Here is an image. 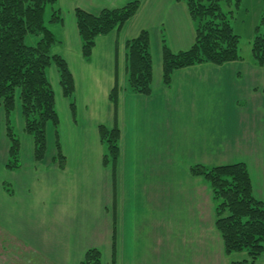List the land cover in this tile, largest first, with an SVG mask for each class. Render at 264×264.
<instances>
[{
  "label": "crops",
  "instance_id": "obj_1",
  "mask_svg": "<svg viewBox=\"0 0 264 264\" xmlns=\"http://www.w3.org/2000/svg\"><path fill=\"white\" fill-rule=\"evenodd\" d=\"M130 1L58 0L52 6L47 28L59 41L52 51L66 60L75 81L74 117L56 67L49 70L65 168L55 161L53 126L47 128L45 158L35 160L19 104L13 119L22 165L7 170L9 141L0 102V229L49 264H81L96 248L110 250L112 258L114 221L119 264L121 259L125 264H226L211 189L190 167L245 162L254 195L264 200V68L240 48V61L177 70L166 87L162 41L174 53L189 50L195 41L187 8L175 0H142L136 16L99 37L85 61L75 10L98 14ZM55 12L61 20L52 21ZM144 30L153 58L149 96L130 91L125 68L126 43ZM116 85L117 107L110 100ZM100 125L121 130L114 173L103 165ZM103 258L102 253V264Z\"/></svg>",
  "mask_w": 264,
  "mask_h": 264
},
{
  "label": "trees",
  "instance_id": "obj_2",
  "mask_svg": "<svg viewBox=\"0 0 264 264\" xmlns=\"http://www.w3.org/2000/svg\"><path fill=\"white\" fill-rule=\"evenodd\" d=\"M58 0H0V102L5 115L6 136L9 141L6 168H21V140L14 125V114L20 104L25 134L34 142V157L43 161L47 152V128H55L56 162L65 168V157L59 137V115L49 70L55 66L64 97L70 101L76 116L75 81L66 60L53 53L59 42L45 26L48 6ZM183 3L195 26L193 46L174 53L166 40L162 41L163 83L171 87L177 70L203 64L223 66L242 59L240 37L232 24V11L223 10L224 2L240 8L242 0H175ZM142 0H131L118 9H104L98 14L81 8L75 17L81 39L82 55L90 61L96 40L115 30H120L133 19ZM61 18L58 12L52 21ZM38 38L35 45H27L28 37ZM255 64L264 68V0L261 17L252 41ZM126 73L128 86L134 94L149 96L152 93L153 58L149 32L126 43ZM120 88L115 86L110 100L115 107L119 102ZM99 137L104 146L103 165L116 171L121 156V130L118 127L99 126ZM194 177L203 179L210 187L215 204V227L220 234L224 253H247L248 258L232 264H256L264 255V200L254 195L250 171L245 162L206 167L200 164L190 167ZM7 191L10 192L8 185ZM111 264H118L117 224L114 221ZM81 264H102V251L89 250Z\"/></svg>",
  "mask_w": 264,
  "mask_h": 264
},
{
  "label": "rangeland",
  "instance_id": "obj_3",
  "mask_svg": "<svg viewBox=\"0 0 264 264\" xmlns=\"http://www.w3.org/2000/svg\"><path fill=\"white\" fill-rule=\"evenodd\" d=\"M263 0H249L245 2L244 6L236 8L234 4L224 2L223 10L225 12L232 11L233 19L232 24L234 27L235 33L240 37V47L242 54L251 53L252 50V41L255 34V28L257 22L260 21L261 10H262ZM52 6H48L46 9L45 16V26L49 27L51 25L49 16L52 13ZM247 9L249 11H247ZM255 20V21H254ZM256 23V25H255ZM38 41V38L30 35L26 41L27 45H35ZM49 78L52 79L51 73H48ZM14 125L16 132H19L17 121L14 120ZM51 126V125H49ZM118 228V227H117ZM123 237L127 235L126 228H122ZM23 246H19L18 241L8 238L0 229V264H49L47 259H41L37 257L30 256L27 251H24ZM102 253L104 254L103 264L111 263V252L110 250L103 248ZM248 258L247 253H235L230 257H225V263L231 264L234 261L240 262ZM121 264H125V260H120ZM119 264V260H118ZM256 264H264V255L258 260Z\"/></svg>",
  "mask_w": 264,
  "mask_h": 264
}]
</instances>
